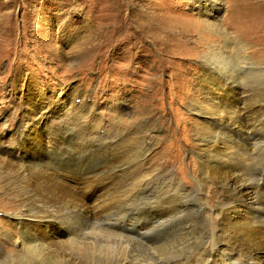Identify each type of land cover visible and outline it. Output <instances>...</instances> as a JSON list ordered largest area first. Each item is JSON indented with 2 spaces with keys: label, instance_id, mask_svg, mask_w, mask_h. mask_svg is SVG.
Instances as JSON below:
<instances>
[{
  "label": "rangeland",
  "instance_id": "rangeland-1",
  "mask_svg": "<svg viewBox=\"0 0 264 264\" xmlns=\"http://www.w3.org/2000/svg\"><path fill=\"white\" fill-rule=\"evenodd\" d=\"M212 8L217 11L207 27L205 14ZM237 42L246 48L245 63H239L246 70L233 74V86L246 97L242 122L261 137L254 147L230 145L219 122L203 120L218 110L221 115L223 108L204 88L207 60L224 51L233 58L209 63L234 69L243 58ZM256 102L264 114V0H0V239L5 248L20 261L22 254L9 246L4 232L18 239L16 217L24 211L45 213L66 231L52 235L55 264H173L187 257L205 264L208 251L210 264L254 261L247 249L252 236L237 247L227 244L230 260L221 253L239 225L222 220L217 185L201 182L207 170L201 145L212 140L229 145L234 171L243 179L264 174V117L255 121L246 110L257 109ZM31 140L51 147L53 153L43 155L49 159L42 160L50 165L49 174L65 167L75 177L94 178L91 185L99 191L87 205L99 209L93 216L67 205L78 183L42 178L44 168L17 170L25 166L18 165L24 161L19 149H26L20 145L32 146ZM176 201L194 204L185 213H172L175 223L171 218L155 223L163 212L178 209ZM261 217L253 215L248 225L260 224ZM149 222L150 232L141 230ZM184 243L187 250L181 249Z\"/></svg>",
  "mask_w": 264,
  "mask_h": 264
},
{
  "label": "bare ground",
  "instance_id": "bare-ground-1",
  "mask_svg": "<svg viewBox=\"0 0 264 264\" xmlns=\"http://www.w3.org/2000/svg\"><path fill=\"white\" fill-rule=\"evenodd\" d=\"M215 10H216V8L209 9L207 11H209L210 13L205 14L206 18L204 19V24H206L207 27H210L212 24L211 18H213V20H214L215 15L213 16L212 13ZM237 43L240 46V48H238V49H240L239 52H242L243 58H240V60L242 59V62L239 60L236 61L237 64H235L234 69L230 70V68H228L226 64H220V65L217 64L215 66V65H213V63L212 64L209 63L208 60H213L214 58H219L222 61H227V60H230L233 58V57H230L229 55L225 54L224 51L222 53H219L220 55L218 53L212 54V56L209 57V59L207 60L208 64L206 63L207 68H205V73H204V77H203L205 85L204 84L203 85L205 86L204 88L207 91V93L209 95H211L212 99H218L221 102V104H223V108H222V110L220 109L221 115H219V114L217 115V112L219 111L218 110L219 107L218 108L216 107L218 110L215 112L216 114L210 115V116H213V118H209V119L204 118L203 120L208 125H212V124H214V122H219L221 124V131L219 130V132H221L222 134L217 132V131L216 132L218 134H221L225 138H227L229 144L232 142H238L243 147H247V146H250V147L253 146L254 147V146L258 145V143L261 140L260 139L261 137L258 136L257 131L255 129H251V130L249 129L248 122L247 123L242 122V117L245 114L242 113V112H244V108H241L240 105H245L244 103L246 101V97H243V95H242L243 92L242 93L236 92V89L233 86V83H234V81H233L234 75L233 74L236 75V73L238 72V76H239V73H240V76H242L245 74L244 70H246V69H242L241 65H239V63H241V64L245 63L244 61L246 60L245 59L246 48L243 47L240 44V42H237ZM250 72H251V70H250ZM246 73H248V72H246ZM240 95H242V96H240ZM254 105H255V107H257V109L253 108V109H246V110H247L248 114H250V116L251 115L253 116L252 119H254L256 121L257 118L264 117V114H263V107L259 105V102L254 103ZM214 108H215V106H214ZM213 128H212V130H213ZM212 133H214V132H212ZM214 134H216V133H214ZM221 135H219V137ZM222 136L220 138H222ZM258 137H260V138H258ZM206 139H207V137H206ZM33 141L31 140V143L34 144L32 146L28 145L30 143H28V144L26 143L27 144V145L25 144L26 147H24L23 145H20V146H22V148H26L27 150L25 149L24 151H21L19 149V153H20L19 158L20 159L22 158V160H24V161L23 162L20 161V163L18 165H25V166H22V167L20 166V168L18 167L17 170H20V172L22 173L23 170H24V172L26 171L25 170L26 168H27V170H30L29 169L30 167H32V169H34V170H39V168L40 169L44 168L43 171L41 170V172H42V173H40V174H42V175H40L41 177L43 175L53 176L56 179H60V180L69 179V180L74 181L75 183H78L80 186L75 187L73 189V192L70 195H67V193H65L67 196H69L68 197L69 200L68 201L66 200L68 203L67 205H70L73 209L77 208L78 210L79 209L83 210L82 213L83 214L85 213L86 216L87 215L93 216L94 211L96 213L97 210H99V209L95 210V209H93V207L92 208L87 207V205L90 202V200L92 199V197L93 198L95 197L96 192L99 191V188H97L95 185H91V182L94 178H92L91 175H88L85 172H84L85 174L80 175L78 177H75L74 176L75 173L71 172V170L69 171L67 168L65 169V167L60 168V169L58 168V170H57V169H55V166L52 165L51 163H46V164H51L54 167V168H52V170L55 169V171H58V172H54V170H53V172L51 171V174H49L50 171L47 172V170L49 168L51 169V167L49 165V167H47L48 168L47 169L45 166H43L44 163H42L43 162L42 160L49 159V157H46L43 155L46 152H49L50 154H52L53 152L51 153V151H50L51 147H49L50 148L49 150H46L48 147L46 148L45 145H41L39 143H34ZM45 141L47 142V140H45ZM240 142H242V143H240ZM47 143H48V145H50L49 143H53V142H51V139H50ZM62 143L63 142H61V144ZM211 143L212 144L203 143L201 145L202 146V149H201L202 153L207 158L206 161H203V159H201L203 161L202 164L204 165L205 168H207V170L205 169L206 172H205L204 176H202L201 182L204 181V182H207L208 184L214 183L217 185V188H216L217 189L216 192H218L217 198H218L219 204L222 205L221 207L223 209V211H221L222 220L225 221L228 226L236 227L239 225L238 228H236L237 230H233L229 233L228 236H230V237L227 238L228 243H226L225 246L223 245V247L220 248L221 253L224 254L223 255L224 257L229 256L227 259L230 260L231 257L227 253L228 252L227 248L229 247L227 244H229V243L234 244L237 247V246H239L240 241H243L244 239L248 238L249 236L250 237L252 236L253 239L252 238L251 239L253 240V245L251 247V243H250V247L249 248L247 247V249H249V253L252 255V257L250 259L253 258L254 261H249L247 264H264V174H261V175L259 174V176L256 178H254V177H252L250 179L241 178L239 176V174L235 173V171H234L235 167L232 164L233 162H231V152H233V151L229 150V145L216 143L213 140ZM261 145H264V144H261ZM57 146L59 147L58 144H57ZM232 146L230 147V149H232ZM258 147H257V149H258ZM243 149L245 150V148H243ZM36 150H39V154L33 153ZM252 151H254V149ZM233 154H235V153H233ZM16 156H18V155H16ZM36 163H38L42 166H39ZM59 163H60V161H59ZM28 164H30V165H28ZM15 167H12V168H15ZM205 170L203 169V172ZM59 171H61V172H59ZM72 171H73V169H72ZM87 172H90V171H87ZM93 174H95V173H93ZM30 175H31V173H30ZM95 175H93V177ZM37 178L42 180L43 177L42 178L37 177ZM39 179H37V180H39ZM41 180H39V181H41ZM36 182L37 181H35V183ZM93 182H95V180ZM210 185H209V187H210ZM205 187H206V185H205ZM98 196H99V194H98ZM64 198H63V200H64ZM54 200L52 199L53 202H54ZM178 200H180V199H178ZM176 202L178 203V201H176ZM103 203H104V201L102 202L101 205H103ZM177 203H174V204H177ZM192 204H194V203H192ZM192 204H188V201L179 202L176 205L178 209H175V211H172V209H173L172 208L170 210L163 212V216H159V218L157 220H155L156 221L155 223H158V224H160L162 222L164 223L169 218L175 219V217L172 216L174 213H177L178 211H183L185 213L184 209L186 210V209L192 208V206H193ZM63 205H64V203H63ZM97 206H98V204H97ZM104 206H105V204H104ZM74 212L76 213V210H74ZM183 212H181V215ZM40 213L41 212H39V214ZM44 214H42L43 216H35V215L27 216L24 211L23 212L20 211V213H18V217H16L17 218L16 219V221H17L16 225H20V232H21V233H19L20 236L17 239V237L15 238L11 233L7 234L6 232H4V234L8 238L7 241H9V244H10L9 246L13 247L14 250H18L22 254L20 256V261H16L13 259V253L14 252H12L11 250L7 251L5 246L8 244L5 242V240L0 239V264H20V262L21 263L25 262V264H43L42 263L43 261H45L44 263H47V264H49L50 261H51L50 262L51 264H55L50 259L52 257L51 254L53 253V247L57 246V242L54 240L52 235L53 234H54V236L55 235H61V234L66 233V231L61 229V228H58L54 222L55 220L54 221L51 220L52 219L51 217H47ZM186 214H184L183 216H185ZM256 214L262 215L261 220H260V224H258L256 222H254V223H256V224H254L252 222V225H248L247 222L252 221V216L256 215ZM15 215H14V217H15ZM46 215H48V214H46ZM177 215H179V214L177 213ZM179 217H177V218H179ZM49 218H51V219H49ZM31 219H34L35 221L33 222ZM54 219H56V218H54ZM161 219H163V220H161ZM175 221L173 222V219H172V221L170 223H172V222L175 223ZM179 222H180V220H179ZM186 222H187V220H186ZM188 222L190 223V221H188ZM149 224H150V222L144 223L143 228L141 230H145L146 232H150V230L152 229V226L151 225L149 226ZM183 224H185V223H183ZM183 224H181V225L184 226ZM187 227L188 226L186 225L185 228H187ZM190 229L191 228H189L188 230L185 229L188 231L187 232L188 234L192 232V231L189 232ZM189 235L191 236L192 233ZM220 236H221V234H220ZM250 237L248 238L249 240H250ZM185 239H186V235L184 237V240ZM205 240H206V238H205ZM127 241H129V240H127ZM244 241H246V240H244ZM187 242H188V240H187ZM250 242H251V240H250ZM42 243H44V245ZM179 243H182V240ZM185 244L186 243H184L183 247L181 246V249L185 247ZM195 244H196V242H195ZM187 246L191 247V248L193 247V245L192 246L187 245ZM178 247L180 248V246H178ZM36 249H40V250H38V251H40L39 254L36 252L37 251ZM185 249H186V247H185ZM157 250H159V249H157ZM193 250H194V247H193ZM34 251L37 253L36 255H37L38 260H36V261L32 258L33 255H35ZM202 251H205V249L200 248L199 252H202ZM57 252H58V250H57ZM180 252H182V251H180ZM183 254H186V253L183 252ZM38 255L40 257L43 256L44 258L42 257V259H41L38 257ZM188 255H190V254H188ZM188 255H185V257ZM182 257H181V259H182ZM211 258H212V254L208 251L207 259L204 260V263L210 264V262L212 261ZM39 260H43V261H39ZM176 261H175V263L173 262V264H201L200 260H192L191 257L190 258L187 257L182 263H179ZM62 263L57 262V264H62ZM234 263L237 264L236 262H234ZM126 264H128V262H126ZM229 264H232V263H229Z\"/></svg>",
  "mask_w": 264,
  "mask_h": 264
}]
</instances>
